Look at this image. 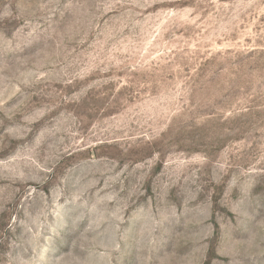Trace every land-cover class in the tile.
Masks as SVG:
<instances>
[{"label": "rangeland", "instance_id": "374dc122", "mask_svg": "<svg viewBox=\"0 0 264 264\" xmlns=\"http://www.w3.org/2000/svg\"><path fill=\"white\" fill-rule=\"evenodd\" d=\"M0 264H264V0H0Z\"/></svg>", "mask_w": 264, "mask_h": 264}]
</instances>
